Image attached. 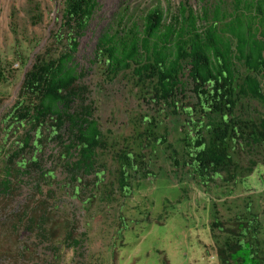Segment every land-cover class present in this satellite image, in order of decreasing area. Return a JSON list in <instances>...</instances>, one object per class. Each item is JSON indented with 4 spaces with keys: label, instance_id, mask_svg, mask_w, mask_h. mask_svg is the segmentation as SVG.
Wrapping results in <instances>:
<instances>
[{
    "label": "rangeland",
    "instance_id": "1",
    "mask_svg": "<svg viewBox=\"0 0 264 264\" xmlns=\"http://www.w3.org/2000/svg\"><path fill=\"white\" fill-rule=\"evenodd\" d=\"M63 1L0 0V182L9 181L8 189L0 187V264H239L225 242L237 234L238 221L254 217L257 228L250 237L264 264V146L233 151L241 167L235 181L217 180L206 187L188 172L179 178L172 173L167 148L151 152L140 134L146 87L135 82L130 70L109 80L92 61L98 36L116 29L121 14L122 23H130L153 4L174 12L181 0H98L79 38L74 53L83 72L79 82L88 86L107 140L106 148L97 150L99 179L90 174L71 181L61 145L46 137L37 165L19 168L7 161L22 129L6 135L1 116L35 55L47 45ZM188 2L194 9L201 4ZM236 113L256 121L264 117V105L242 98ZM165 122L169 142L180 149V120L170 115ZM123 149L146 154L156 173H133L128 196L117 182L116 154ZM30 153L24 154L29 158ZM249 158L258 160L251 172L245 171ZM216 218L220 227L212 226ZM68 231L80 240L78 246H67Z\"/></svg>",
    "mask_w": 264,
    "mask_h": 264
},
{
    "label": "trees",
    "instance_id": "2",
    "mask_svg": "<svg viewBox=\"0 0 264 264\" xmlns=\"http://www.w3.org/2000/svg\"><path fill=\"white\" fill-rule=\"evenodd\" d=\"M200 1L194 9L181 0L174 12L153 4L130 23H122L121 14L116 29L98 36L92 61L109 80L130 70L135 82L146 87L140 132L145 145L151 152L164 145L172 173L180 178V172H188L209 187L217 180H236L241 168L233 155L237 147L264 146V117L255 121L236 113L242 98L264 105V0ZM97 7L98 0L63 1L47 45L35 55L14 102L1 116L6 135L22 129L7 156L11 164L37 165L46 137L61 145L71 181L102 175L97 150L106 148L107 140L74 62L79 38ZM170 115L180 120V149L168 140ZM116 161L118 188L126 196L132 192L133 173L156 174L146 154L133 149L119 151ZM257 163L249 158L245 171ZM11 168L6 166V175ZM8 185V179L0 182L3 189ZM220 225L213 220L212 226ZM256 228L255 217L238 221L237 234L225 242L231 259L262 264L251 238ZM65 239L68 247L80 244L72 231Z\"/></svg>",
    "mask_w": 264,
    "mask_h": 264
}]
</instances>
